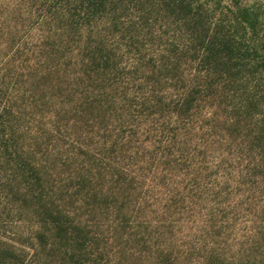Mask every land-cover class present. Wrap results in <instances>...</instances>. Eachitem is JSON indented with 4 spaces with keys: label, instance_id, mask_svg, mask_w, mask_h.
I'll return each mask as SVG.
<instances>
[{
    "label": "rangeland",
    "instance_id": "obj_1",
    "mask_svg": "<svg viewBox=\"0 0 264 264\" xmlns=\"http://www.w3.org/2000/svg\"><path fill=\"white\" fill-rule=\"evenodd\" d=\"M82 3L0 0V264H264V88L206 94L207 37L162 0ZM44 209L83 226L75 260Z\"/></svg>",
    "mask_w": 264,
    "mask_h": 264
},
{
    "label": "trees",
    "instance_id": "obj_2",
    "mask_svg": "<svg viewBox=\"0 0 264 264\" xmlns=\"http://www.w3.org/2000/svg\"><path fill=\"white\" fill-rule=\"evenodd\" d=\"M111 1L113 0H85L82 6L87 13L95 15L104 10L106 4ZM162 3L183 17V21L189 27L191 39L198 41L199 37H207L199 43L202 54H205V59L212 65V73L204 78L200 85L206 94H216L221 99L225 85L229 81L243 85V78L248 76L254 78L252 84L254 94L264 88V8L262 6L243 5L241 0H162ZM211 17H214V22L208 30L205 24H208ZM218 77H223L224 87L221 89L213 86V82ZM219 91L221 94L218 93ZM197 92L199 91H190L189 99ZM244 94L241 96L239 94V109L232 110L235 129L253 114L258 104L254 94L253 97ZM250 135V144L256 148L259 156L264 158V106L261 120L251 130ZM44 213L51 217L54 243L70 261L75 260L74 249H80L87 242L83 226L73 224L60 211L52 214L44 209ZM45 237L44 233L38 234L41 244H44ZM10 253L7 251L8 255Z\"/></svg>",
    "mask_w": 264,
    "mask_h": 264
}]
</instances>
